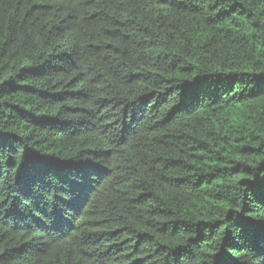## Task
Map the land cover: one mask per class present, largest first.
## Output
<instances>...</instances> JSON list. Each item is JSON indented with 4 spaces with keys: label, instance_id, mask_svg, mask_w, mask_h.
<instances>
[{
    "label": "trees",
    "instance_id": "1",
    "mask_svg": "<svg viewBox=\"0 0 264 264\" xmlns=\"http://www.w3.org/2000/svg\"><path fill=\"white\" fill-rule=\"evenodd\" d=\"M0 264H264V0H0Z\"/></svg>",
    "mask_w": 264,
    "mask_h": 264
}]
</instances>
